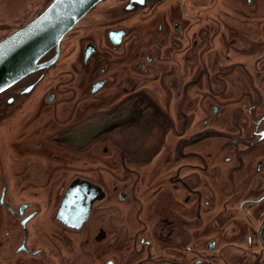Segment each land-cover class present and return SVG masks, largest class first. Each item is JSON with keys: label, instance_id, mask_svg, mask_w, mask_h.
Returning <instances> with one entry per match:
<instances>
[{"label": "flooded vegetation", "instance_id": "af4514ba", "mask_svg": "<svg viewBox=\"0 0 264 264\" xmlns=\"http://www.w3.org/2000/svg\"><path fill=\"white\" fill-rule=\"evenodd\" d=\"M39 67L0 94V264H264V0H104Z\"/></svg>", "mask_w": 264, "mask_h": 264}, {"label": "water", "instance_id": "95a60500", "mask_svg": "<svg viewBox=\"0 0 264 264\" xmlns=\"http://www.w3.org/2000/svg\"><path fill=\"white\" fill-rule=\"evenodd\" d=\"M104 0H53L38 16L0 41V94L38 70L39 62Z\"/></svg>", "mask_w": 264, "mask_h": 264}, {"label": "rangeland", "instance_id": "374dc122", "mask_svg": "<svg viewBox=\"0 0 264 264\" xmlns=\"http://www.w3.org/2000/svg\"><path fill=\"white\" fill-rule=\"evenodd\" d=\"M38 2V0H0V16L10 21L0 22V40L18 29V24L28 23L34 19L38 11Z\"/></svg>", "mask_w": 264, "mask_h": 264}]
</instances>
